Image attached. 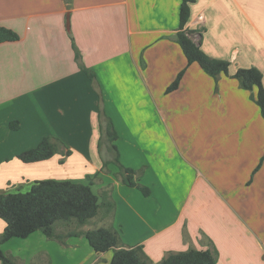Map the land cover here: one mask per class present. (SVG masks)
I'll return each instance as SVG.
<instances>
[{
    "label": "crops",
    "instance_id": "1",
    "mask_svg": "<svg viewBox=\"0 0 264 264\" xmlns=\"http://www.w3.org/2000/svg\"><path fill=\"white\" fill-rule=\"evenodd\" d=\"M181 3L182 0H0V25L19 37L14 42L0 43V192L15 193L40 180L91 182L95 194L105 193L113 202L115 216L107 227L114 228L117 223L122 227L119 216L124 220L130 215L141 218V213L152 218V229L159 220L164 221L163 215L157 219L158 207L153 204L157 200L152 191L145 197L124 185L113 163L103 169V162L111 157L106 159L98 147V113L100 107L114 124L120 163L134 169L141 167L135 163L138 155L154 157L152 148L158 147L157 116L159 113L164 118V112L159 109L156 83L162 80L163 88L165 74L186 67V75L173 94L188 82L194 87L190 100L202 99L200 89L213 79L196 63L186 66L174 40ZM187 28L195 32L208 56L230 62V75L239 68H250L252 62L240 59V53L247 52L250 44L255 45L252 67L262 72L264 85V0H194ZM80 64L94 74L93 79L81 70ZM159 69H164L162 75ZM218 80L221 91L233 85L229 88L234 93L246 94L237 90V82L227 76L221 75ZM11 122H18V129L11 130ZM45 137L57 144L52 158L30 164L17 159L19 153L36 147ZM79 165L88 166H83L81 176H77ZM148 171L152 172L146 166ZM247 190H253L258 199L254 183ZM235 195L234 202L249 203L242 209L253 215L245 222V239L250 240L244 245L247 249L255 246V250L242 252V262L237 260L236 244L238 229L243 227L236 221L233 229L226 218L232 219L237 207L223 204L219 198L216 203L214 196L213 211L218 212L219 220L206 217L205 221L203 214L191 217L189 211L180 227L177 218L154 229L151 239L143 245L135 231L123 227L118 231L120 240L125 246L142 245L150 264L191 248L213 251L216 264H264V200L261 203L251 198L253 195L244 199ZM198 200L205 198L200 196ZM196 202L194 198L191 209L204 211L201 206L195 207ZM103 218L111 219L105 215ZM5 226L0 219V233ZM56 230L66 231L58 227ZM86 230L91 228L83 231ZM201 232L208 236L212 249L210 244H200ZM0 249L19 264H106L112 255L96 253L83 236L50 240L39 231L25 239H11Z\"/></svg>",
    "mask_w": 264,
    "mask_h": 264
},
{
    "label": "rangeland",
    "instance_id": "2",
    "mask_svg": "<svg viewBox=\"0 0 264 264\" xmlns=\"http://www.w3.org/2000/svg\"><path fill=\"white\" fill-rule=\"evenodd\" d=\"M261 31L262 29L259 28V33ZM192 38L196 43H199L195 34H192ZM258 42L257 39L256 45ZM255 48V45L250 44L247 52L240 53V59L245 58L254 63L253 58L257 51ZM252 63H250V67H252ZM180 71L174 74L169 71L165 74L163 88L161 87L162 80H159L158 84L156 83L159 86L157 91V94L159 93V109L164 112V118L161 119L159 113L157 116L158 147L152 148L154 157L138 155L135 163L141 167L134 168L139 171L137 181L140 185L147 187L150 194L152 191L153 197L157 200L153 203L158 207L157 219L163 215L164 221L159 220V224L157 223L158 225L156 224L152 229L150 225L154 221L143 213H141V218L138 215V217L130 215V218L125 220L123 216H119V218L123 221V229L135 231L143 245L151 239L154 229H159L177 218H179L177 223L179 222L178 226L180 227L182 220L184 223L190 212L191 217L203 214L204 219L215 217L216 220H219L218 212L213 211L211 197L214 196L216 203V199L219 198L223 204L233 203L237 207L238 211H233V218L231 219L229 216L226 218L232 222L233 229L236 221H239L243 227L238 229L239 237L238 244H236L239 254L237 260L242 262L244 261L242 252L247 254L255 250V246L247 249L244 245L250 240L245 239V222L252 220L253 215L252 211L245 213L247 210H243L245 209L243 207L248 208L249 203L245 204L240 200L234 202L233 199L236 198L235 193L240 199L255 194L253 190H247V187L254 183L259 201L262 203L264 200V196L261 195L264 193L263 119L250 92H245L240 88L238 82L229 76L227 77L237 82L236 89L246 94L237 95L234 93L230 89L233 85H226L225 91L223 89L221 91L219 80H212L204 89H200L203 96L198 100H190L189 97L192 95L194 87L188 82L182 84L179 92L166 93V89ZM185 72L183 76L186 75ZM161 73H164V69H159V75H162ZM168 79L170 80L166 81ZM241 95H244V98ZM163 96L164 98H162ZM99 109L101 110L100 107ZM102 141L100 147L102 155L106 159L108 157L112 159L114 152L108 149L105 140ZM133 160L129 159L128 161L132 162ZM83 166L85 165L78 166L77 176L83 175ZM146 166L152 172H146ZM79 167L81 168L79 169ZM85 167L88 168L87 165ZM29 189L30 187L20 192L25 193ZM260 189L261 194L259 193ZM200 196H203L205 200L199 202ZM253 196L251 198L257 199L256 195ZM194 198L197 199L195 207L201 206L205 212L200 211L199 208L191 209ZM105 212V209L100 210L98 216L91 219L80 230L96 229L99 226L107 227L108 222L114 219L115 211L112 210L109 221L103 218ZM118 214L120 215L121 211ZM57 225L59 231L66 229L62 222H58ZM122 227L117 223L114 229L120 231ZM67 229L78 228L72 224ZM235 233H237V229H235ZM200 235V244H210L212 249L213 245L208 242V236L203 232Z\"/></svg>",
    "mask_w": 264,
    "mask_h": 264
},
{
    "label": "trees",
    "instance_id": "3",
    "mask_svg": "<svg viewBox=\"0 0 264 264\" xmlns=\"http://www.w3.org/2000/svg\"><path fill=\"white\" fill-rule=\"evenodd\" d=\"M194 0H182L179 9V24L174 37L175 42L189 66L196 63L201 70L214 81L221 75L235 79L240 88L250 92L252 100L259 108L264 123V85L263 74L256 67L239 68L232 75L229 74L230 62L208 56L202 51L200 44L196 43L191 31L187 28L190 15V5ZM18 35L10 29L0 25V43L14 42ZM77 51V50H76ZM76 58L80 62V54L76 52ZM81 70L90 79L94 74L80 64ZM185 72L181 70L174 81L166 89V93L178 89ZM100 141L104 139L108 143V149L114 152V157L109 162H103V169L109 163L115 164L119 169L121 182L131 188H135L145 197L150 195V190L140 185L137 181L138 172L132 168L124 167L119 161V153L115 142L118 134L110 117L104 111L99 113ZM18 122H11V130L18 129ZM57 151V144L50 137L43 138L36 147L19 153L16 157L21 162L30 164L48 160ZM92 183L81 184L71 181L40 180L35 181L30 189L22 193L0 192V219L6 226L0 233V246L5 242L17 238L25 239L34 232H41L50 240L62 241L66 236H83L89 246L96 253L111 252V258L106 264H150L142 245L125 246L120 240L117 230L113 227H99L91 230H80L89 221L98 216L100 210L105 209V216L110 217L114 209L113 202L104 193L97 195L92 189ZM62 222L66 226L65 232L56 230L57 223ZM74 224L78 229L67 228ZM1 264H19L11 256L6 255L0 249ZM157 264H216L215 256L211 250L188 249L181 252L170 253Z\"/></svg>",
    "mask_w": 264,
    "mask_h": 264
},
{
    "label": "water",
    "instance_id": "4",
    "mask_svg": "<svg viewBox=\"0 0 264 264\" xmlns=\"http://www.w3.org/2000/svg\"><path fill=\"white\" fill-rule=\"evenodd\" d=\"M68 24H69V22H68V20H67V26H68Z\"/></svg>",
    "mask_w": 264,
    "mask_h": 264
}]
</instances>
